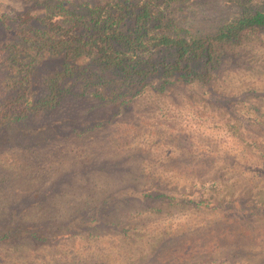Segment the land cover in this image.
<instances>
[{"label": "trees", "instance_id": "trees-1", "mask_svg": "<svg viewBox=\"0 0 264 264\" xmlns=\"http://www.w3.org/2000/svg\"><path fill=\"white\" fill-rule=\"evenodd\" d=\"M177 1L113 0L88 6L87 13L79 14L69 9L70 0H0V40L9 33L15 37L0 42V53L9 54L0 63L15 71L18 79L14 81L22 88L39 77H45L48 85L47 95L33 100L26 91L18 93L10 107L0 112V173L22 175L35 182L39 177L36 170L42 165L30 158L51 146L62 148L67 154L64 160L75 155L88 164L98 157L114 156L109 163L112 165L103 161L100 169H121L124 161L131 163L135 149L123 151L125 155L110 151L107 147L112 142L106 137L109 143H105L103 136L139 95L158 100L182 90L223 113L229 110L236 96L218 92L210 82L229 62L224 58L226 49L243 42L264 41V0H259L263 3L257 8L249 6L250 0H236L244 8L241 15L213 34L187 37L167 31L165 17ZM199 61L203 66L198 69ZM89 65L100 68V74L92 72L89 78L99 81L102 89L91 90L88 81L76 95L69 90L67 80L86 73ZM43 71H48L47 75L42 76ZM135 82L141 87L133 92L135 88H129ZM71 98L104 103L84 113L53 118ZM109 110L113 114L108 115ZM174 111L182 118L187 110ZM197 113L200 118V111ZM250 116V122L264 130V120ZM182 132L188 134L187 130ZM230 134L237 136L242 146L251 147L254 161L260 162L254 172L242 167L235 170L234 164L232 178L203 180L199 173L194 175L193 168L184 166L165 172L159 169L164 175L162 183L81 180L76 192L65 189L69 194L49 207L38 201L21 208L26 200L24 191L17 192L13 199L1 196L0 264H190L193 260L200 264L224 253L227 245L233 250L230 244L248 237L241 236L248 229L245 221L264 217L261 210L263 215H251L253 210L264 208V202L258 200L264 190V138L252 142L239 136L235 128ZM181 138L185 137H174ZM145 144L146 148L152 145L139 142L138 147ZM174 148L173 143L162 142L157 162L168 160ZM64 160L61 165L67 164ZM52 161L54 167L58 165ZM69 176L67 172L42 194L46 197L59 184L69 189ZM0 180L5 184V177ZM33 206H40V211L32 214ZM119 211L125 213L120 220L115 217ZM195 224L203 227L202 233L177 238L181 232L190 233ZM255 225L251 233L258 232L255 241L259 246L264 243V229ZM220 235L226 240L221 242ZM103 244L121 248V252L112 251L117 255L98 262V254L92 252ZM54 254L58 258H51Z\"/></svg>", "mask_w": 264, "mask_h": 264}, {"label": "rangeland", "instance_id": "rangeland-1", "mask_svg": "<svg viewBox=\"0 0 264 264\" xmlns=\"http://www.w3.org/2000/svg\"><path fill=\"white\" fill-rule=\"evenodd\" d=\"M70 1L71 3L68 4L70 10L85 14L88 12V6L96 7L104 2L113 0ZM129 1L137 2L140 0ZM248 3L249 6L257 8L263 2L250 0ZM243 11L244 8L238 2L236 3V0H178L165 17L166 24H168L167 31L173 36L186 37L213 34L222 24L241 15ZM14 26L16 27V24ZM2 28L4 29L3 26ZM6 31L8 32V30ZM262 33L264 35V32ZM6 37L7 39H5ZM6 37L4 39L7 42L15 39L10 33ZM4 39L0 40V42H3ZM4 55L8 56L9 54L1 52V60ZM163 55L167 54H162L161 56ZM170 58L172 59L171 56ZM224 58L229 61L227 66L225 65V69L221 74L219 72L217 77L213 78L210 85H214L215 90L218 92L223 91L226 94L236 96L229 110L223 113L210 104H203V100L200 97L191 98V95L184 94L182 90H175L168 97L158 100H148L144 98V95H139L133 99V103L129 106V111L118 119L103 136L104 139L109 137L112 142L107 147L110 151H121L125 155L127 152L123 151L135 149L132 150L133 160L131 163L124 161L125 165H122L121 169H113L108 166L105 167L106 170L102 171L100 168L103 161H106L108 165H112L109 163L115 160L114 156L101 160L97 156L98 159L88 164L78 160L75 155H70L64 160L67 154L62 151V148L51 146V148H47L38 156L30 158L31 162H35L37 159L36 162L42 165L41 168L36 170L39 177L35 182L33 179L22 175L12 177L10 172L0 173V179L6 178L5 184H2V180H0V197L8 196L13 199L17 192L24 191L23 195L26 200L21 208L29 204H35L38 201L41 202V206L49 207L53 206L56 199L61 198L64 194L76 192L81 180H116L119 183H121V180H126L125 183L129 184L137 180H149L150 183H162L161 178L164 175L158 171L159 169L165 172L173 167L184 166L193 168L194 175L199 173L203 180L218 178L228 180L235 175V170L239 167L245 168L247 172H254L260 162L254 161L253 152L250 150L251 147L242 146L243 144L240 143L238 137L231 135L230 131L235 128L239 136L246 137L252 142H260L259 138H264V130H260L250 122V114L264 120V41L254 40L229 47L224 53ZM202 66L203 61H199L196 65L198 69ZM88 69L83 75H76L74 79L67 80L71 87L69 90L75 94L77 93L76 95L81 92V89L88 81L91 82V90L102 89L99 81L89 78L92 72L100 74V68L96 65H89ZM14 72L8 69L6 63H0V112L2 110L5 112L10 107L9 105L17 98L18 93L27 92L33 100L48 94V85L45 83V77H39L37 81L34 79L30 85L28 84L27 87L25 85L22 88L15 83L14 78L16 76L13 75ZM47 73L48 71H43L41 74L45 76ZM76 78L78 81L75 85L74 81ZM109 86H111L110 83ZM140 87L141 84L135 82L130 85L129 90L135 88L134 92ZM110 90L111 87L108 88L107 92ZM102 103L104 102L92 98H71L65 105L61 106L58 111L59 116L55 114L52 117L58 119L68 117L70 114L84 113L98 108V105ZM165 105L167 106L163 107ZM163 108H166L167 111H164ZM174 109L177 111L180 109L182 112H184L183 109H186L187 111L182 118H179ZM198 111L201 114L200 118ZM111 113L109 110L108 115ZM176 115V119H171ZM182 130H187L188 134L185 132L179 133ZM219 132L220 138L218 140L217 134ZM177 134L185 138L174 139ZM141 135L145 137L141 139ZM139 142H150L152 145L148 148L145 147L148 144L138 147ZM162 142L169 145L173 143L175 150H170L172 155L168 160L157 162L160 156L157 151L162 148ZM105 143H109L108 139ZM200 143L207 145L202 147L199 145ZM158 144L160 145L158 146ZM52 160L57 162L58 165L54 167ZM63 160L67 162L66 165H61ZM234 164L235 170L232 169ZM67 172L70 176L67 178L69 181L66 184L71 187L68 189L67 186L64 188L60 184L56 185L49 195L45 197L42 192L51 188V184L55 180H61L62 176ZM256 172L261 174L258 171ZM249 175H252V173ZM139 185H142V181ZM65 189L72 191L68 193ZM258 200L264 202V190ZM39 208L41 207L33 206L30 208V212L36 214L40 211ZM259 210L264 212V208L259 207L257 210H253L251 215H263ZM124 214V211H119L115 213V217L120 220V217ZM204 221L208 222V219ZM245 223L248 224V229L241 235H248L245 241L239 239L240 241L235 244H230V248L233 250L229 249L227 245L228 249L223 251L224 253L209 257L211 259L208 261H200V264H264V243H260V247L257 246L258 243L255 238L258 236V232L256 235L251 233L254 230L255 223H257L259 229H264V217H253L246 220ZM127 225L130 227L129 223ZM200 229H203V227L195 224L190 229L192 230L190 233L181 232L177 234L179 235L177 238L181 237V239H184L189 237L190 234L195 237V234L202 233ZM215 232L218 233V230ZM219 239H221V235ZM225 240L226 238L224 237L220 241L223 242ZM262 241L264 242V239ZM112 251L121 252V248H114L113 246L107 248L103 244L94 248L92 253L98 254V262H102L105 257L117 255L116 252L113 253ZM56 253L58 254L59 252ZM57 254H54L51 258H58ZM120 255L119 253L118 256ZM90 256L92 255L88 257ZM77 259L79 260V258ZM84 259L86 258L82 260ZM193 261L190 264H198V261L196 263ZM55 263L65 264L64 261Z\"/></svg>", "mask_w": 264, "mask_h": 264}]
</instances>
